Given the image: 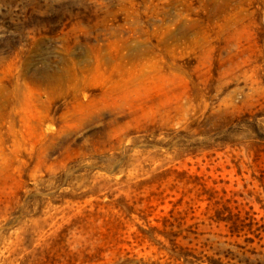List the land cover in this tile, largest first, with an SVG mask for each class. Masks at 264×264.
<instances>
[{"label": "rangeland", "instance_id": "374dc122", "mask_svg": "<svg viewBox=\"0 0 264 264\" xmlns=\"http://www.w3.org/2000/svg\"><path fill=\"white\" fill-rule=\"evenodd\" d=\"M0 264H264V0H0Z\"/></svg>", "mask_w": 264, "mask_h": 264}, {"label": "trees", "instance_id": "16d2710c", "mask_svg": "<svg viewBox=\"0 0 264 264\" xmlns=\"http://www.w3.org/2000/svg\"><path fill=\"white\" fill-rule=\"evenodd\" d=\"M238 223H240V224H238ZM244 225V222H234L233 223V225L231 226V232H232V234H234V231H236V232H238V230L239 231H243V229L245 228V226H243ZM242 227V228H239V227ZM241 229V230H240ZM171 235L173 236V240H175V238H176V235L174 234V233H171Z\"/></svg>", "mask_w": 264, "mask_h": 264}]
</instances>
